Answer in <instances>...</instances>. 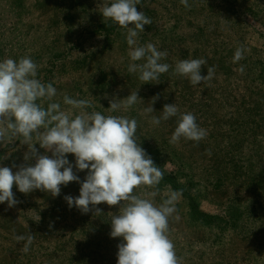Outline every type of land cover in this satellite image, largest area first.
<instances>
[{"label":"rangeland","instance_id":"374dc122","mask_svg":"<svg viewBox=\"0 0 264 264\" xmlns=\"http://www.w3.org/2000/svg\"><path fill=\"white\" fill-rule=\"evenodd\" d=\"M101 4L102 0H0V33L12 29L13 49L20 58L41 61L71 42L62 20L66 13L74 15L82 9L85 17L97 20L102 17ZM221 5L216 0H188V6L181 0H156L139 10L151 24L139 33L138 45L152 43L168 53L161 63L169 64V70L158 80L143 84L136 73L128 72L129 45L126 30L120 29L109 50L81 67L68 68L54 85L57 91L52 100L39 101L45 109L49 103H59L67 112L71 108L63 103L67 95L87 100L85 111L89 113L135 119L136 139L160 152L178 182L193 183L191 197L201 213L217 216L224 214L227 206L228 210L238 209V228L223 235L211 223L193 224L187 201L179 195L167 231L178 264H264V32L259 35L256 29L264 28V0L236 3L242 11L249 6L256 9L261 24L248 12L242 19L236 18ZM98 43V39H91L89 47L95 49ZM237 49L242 50V58L233 62ZM197 58L206 61L201 75L206 76L210 67L213 74L193 86L175 74L174 68L182 59ZM136 91L142 100L127 111H109L114 98L124 99ZM172 103L178 108L177 116L153 126L150 117L160 116L163 106ZM151 106L154 112L145 113ZM72 112L78 114V110ZM188 112L207 135L199 142L182 138L170 143L180 114ZM0 145L4 150L0 166L13 171L34 164V160L24 159L33 145L38 154L44 152L36 134L27 143L21 140L17 144L4 136L2 140L0 135ZM67 159L80 182L62 185L57 196L41 190L20 193L14 185L17 203L11 207L7 202L0 204V264H117L121 239L110 236V223L111 217L119 214V204L96 205L101 210L97 213L91 206L88 213L69 208L64 197L79 195L87 170L75 168L72 154H67ZM166 190L142 185L133 194L143 197L155 192L152 199L159 205L170 194ZM29 203L39 213H49L52 222L46 219L39 229L37 214L31 215L24 208ZM29 234L32 243L25 253L26 240L16 237L27 238Z\"/></svg>","mask_w":264,"mask_h":264},{"label":"clouds","instance_id":"9594fccd","mask_svg":"<svg viewBox=\"0 0 264 264\" xmlns=\"http://www.w3.org/2000/svg\"><path fill=\"white\" fill-rule=\"evenodd\" d=\"M139 2L102 0L100 14L103 19L126 30L128 72L136 73L143 84H148L168 72L170 66L161 63L168 55L166 51L158 50L152 43H137L139 33L144 31L145 25L151 24V19L137 10ZM181 3L188 6V0H181ZM241 58L242 50L237 49L233 62ZM205 63L202 58L182 59L176 63L174 72L197 86L213 74L210 67L206 76L201 75ZM37 67L30 57L0 60V135L6 128L27 143L36 134L39 148L44 150L38 154L33 145L31 154L24 159L34 160V164L21 165L16 171L0 166V204L7 202L11 207L17 203L12 191L14 185L20 193L41 190L57 196L62 185L80 182L73 173V164L67 159V154H72L75 168L87 170V175L80 184L77 197H64L68 207L88 213L91 206L97 213L101 210L96 205L119 204V214L113 215L110 223V236L121 239L117 246V264H178L167 231L179 193L172 191L159 205L152 199L155 192L143 197L133 194L139 186L154 187L163 178L161 168L137 143V121L122 115L89 113L85 111L89 106L87 100L67 95L63 98V103L71 106L67 112L55 102L49 103L45 109L37 101H51L57 90L52 83L45 84L36 78ZM240 71H243L242 67ZM140 100L137 91L132 92L124 99L114 98L108 109L111 112L127 111ZM73 109L78 110V114L73 115ZM144 111L152 113L154 109L151 106ZM160 112V116L150 117L153 126L176 117L178 108L175 103L166 104ZM206 135V130L188 112L180 114L169 142L175 144L182 138L199 142ZM16 239L26 240L22 251L27 253L32 235L27 238L21 235Z\"/></svg>","mask_w":264,"mask_h":264},{"label":"trees","instance_id":"16d2710c","mask_svg":"<svg viewBox=\"0 0 264 264\" xmlns=\"http://www.w3.org/2000/svg\"><path fill=\"white\" fill-rule=\"evenodd\" d=\"M216 1H218L220 4L222 3L221 6L226 11L236 15V18L242 19L245 12H248V14L252 15L257 21V24H261V20L256 16V9L254 11L249 6L246 11H242L240 8L236 7L237 0ZM154 2H156V0H140L139 4L137 5V10L139 11L144 6L151 5V3ZM85 15L86 13L82 11V9L75 10L74 15L72 12L66 13L62 20H65L66 35L68 34L71 42H65L64 46L59 51L48 53L42 58L43 61H39L38 59L34 60L38 66L36 78L42 83H52L54 86L57 83V80L67 73L68 68L71 69V66L74 68L81 67L83 66L84 62L94 58L105 50H109L112 47L113 43L115 42V38L118 36L119 31L122 28L112 23L110 20L103 19V17L96 20L92 17H85ZM256 29L258 30L257 32L259 35L261 34L260 32H264V28L261 31L258 29V27ZM11 34L12 29H8L6 31L3 30V34L0 33V60L7 58H12L14 60L20 59V55L13 49L14 47ZM91 39L99 40V43L95 49L89 47ZM37 103H39V101H37ZM1 136L2 140L3 136L7 139H12L14 144L24 140L23 137L19 135L13 136L10 130H7L6 128L4 129ZM137 138V143L140 144L147 154L151 156L154 163L161 168L163 173L162 180L155 187L158 186L159 189H167L166 191L169 193L172 191H177L181 198L184 197L188 205V218L193 224L197 226H204L208 223H211V225L217 229L218 233L223 235L226 232H233V230L238 228V226L235 224L238 209L230 207L228 210L227 206L225 208L224 214L217 216H206L201 213L191 197L193 183L188 181L185 183L178 182L177 178L171 174V171L167 170L166 162L161 157L160 152L155 148H152V146L150 147L143 139L139 137ZM1 147L2 145H0V148ZM3 152L4 150L2 151V149H0V158ZM24 208L31 215L37 214V225L39 226V229H42V225L46 222V219L52 222L53 217H50L49 213H39L35 205L29 203L24 205ZM249 209L254 210L251 209V207Z\"/></svg>","mask_w":264,"mask_h":264}]
</instances>
